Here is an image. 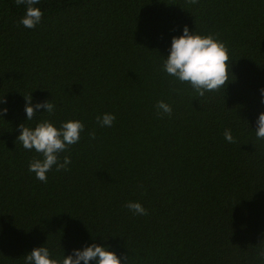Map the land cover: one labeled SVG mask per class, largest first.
Wrapping results in <instances>:
<instances>
[{
	"label": "trees",
	"instance_id": "obj_1",
	"mask_svg": "<svg viewBox=\"0 0 264 264\" xmlns=\"http://www.w3.org/2000/svg\"><path fill=\"white\" fill-rule=\"evenodd\" d=\"M0 0V264L53 258L93 243L128 264H264V0ZM229 48L226 88L204 97L163 70L184 26ZM50 101L27 121L25 97ZM172 106L158 114L156 104ZM114 114L112 127L97 116ZM80 120L60 154L68 171L29 172L39 157L19 125ZM230 129L236 143L224 138ZM95 133L92 139L90 133ZM139 202L148 214L125 207ZM83 264V262H81ZM95 264V261L90 262Z\"/></svg>",
	"mask_w": 264,
	"mask_h": 264
},
{
	"label": "clouds",
	"instance_id": "obj_2",
	"mask_svg": "<svg viewBox=\"0 0 264 264\" xmlns=\"http://www.w3.org/2000/svg\"><path fill=\"white\" fill-rule=\"evenodd\" d=\"M16 5H24L25 14L20 23L28 29L35 28L42 20L44 13L39 7V0H15ZM189 4H197L198 0H188ZM219 34L200 35L190 32L185 25L183 34L174 36L171 42L170 53L163 63V70L179 81L181 84L187 83L197 93L199 97H204L208 92L219 91L226 88L230 72L229 48L225 41L218 38ZM261 103H264V88L260 90ZM25 112L27 121L32 120L37 115V110L45 109V112L53 114L55 105L50 101H43L33 104L32 96L25 97ZM7 101L0 98V103ZM158 114L171 116L172 106L164 101L156 104ZM7 113V108L0 109V115ZM97 123L101 127H112L116 117L114 114L105 113L97 116ZM20 135L17 137L26 150H35L39 157L33 158L29 163L28 170L35 174L37 180L47 182V174L55 167L57 172L68 171L71 158L64 156L60 159V154L67 151L70 146L77 144L81 139V133L85 125L80 120H69L62 122L59 127L50 120L38 122L34 128L26 126L25 123L19 125ZM255 135L258 140H264V112L258 115L256 120ZM95 139V133H90ZM224 138L229 143H236L230 129L224 131ZM136 215H147L145 209L139 202L129 201L125 205ZM264 257V251L260 253ZM25 264H122L121 258L108 247L93 243L81 249H73L71 254L62 258H53L48 247L41 246L34 248L24 256ZM127 257L123 264H128Z\"/></svg>",
	"mask_w": 264,
	"mask_h": 264
}]
</instances>
